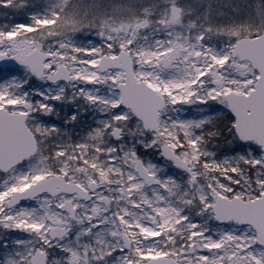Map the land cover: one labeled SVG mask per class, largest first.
<instances>
[{
    "label": "snow or ice",
    "instance_id": "6c2138e0",
    "mask_svg": "<svg viewBox=\"0 0 264 264\" xmlns=\"http://www.w3.org/2000/svg\"><path fill=\"white\" fill-rule=\"evenodd\" d=\"M0 264H264V0H0Z\"/></svg>",
    "mask_w": 264,
    "mask_h": 264
}]
</instances>
